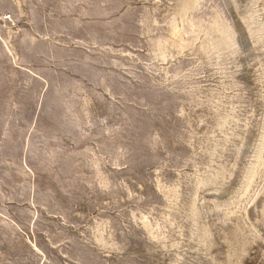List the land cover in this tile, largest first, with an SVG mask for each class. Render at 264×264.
Segmentation results:
<instances>
[{"label":"rangeland","instance_id":"obj_1","mask_svg":"<svg viewBox=\"0 0 264 264\" xmlns=\"http://www.w3.org/2000/svg\"><path fill=\"white\" fill-rule=\"evenodd\" d=\"M0 264H264V0H0Z\"/></svg>","mask_w":264,"mask_h":264}]
</instances>
